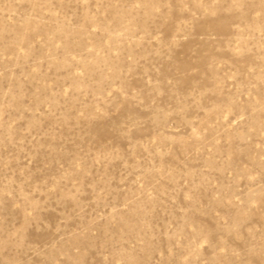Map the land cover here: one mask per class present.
Listing matches in <instances>:
<instances>
[{
    "label": "rangeland",
    "instance_id": "374dc122",
    "mask_svg": "<svg viewBox=\"0 0 264 264\" xmlns=\"http://www.w3.org/2000/svg\"><path fill=\"white\" fill-rule=\"evenodd\" d=\"M0 264H264V0H0Z\"/></svg>",
    "mask_w": 264,
    "mask_h": 264
}]
</instances>
